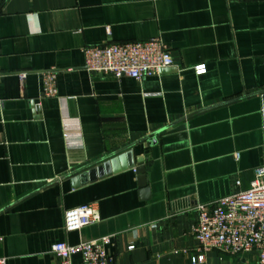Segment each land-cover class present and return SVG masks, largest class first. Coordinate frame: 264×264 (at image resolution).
Wrapping results in <instances>:
<instances>
[{
	"label": "crops",
	"instance_id": "1",
	"mask_svg": "<svg viewBox=\"0 0 264 264\" xmlns=\"http://www.w3.org/2000/svg\"><path fill=\"white\" fill-rule=\"evenodd\" d=\"M152 38L174 61L153 77L85 67L84 46ZM49 70L58 95L42 97ZM125 148L120 170L78 172ZM131 163L147 165V191ZM261 166L264 0H0V264H61L54 242L105 235L110 264H193L197 205L248 188ZM86 203L100 221L66 231L65 211Z\"/></svg>",
	"mask_w": 264,
	"mask_h": 264
},
{
	"label": "built area",
	"instance_id": "2",
	"mask_svg": "<svg viewBox=\"0 0 264 264\" xmlns=\"http://www.w3.org/2000/svg\"><path fill=\"white\" fill-rule=\"evenodd\" d=\"M107 31L110 33L109 27ZM83 54L88 71L117 78L129 76L141 80L153 77L174 64L170 49L160 38L87 45L83 47ZM195 70L204 73L206 68L201 64ZM27 75V71L19 72L22 80ZM40 75L41 96H57L56 71H44ZM241 184L238 179L236 185L239 187ZM195 211L198 218L193 232L200 253L192 258L193 264L203 263L205 253L210 250L238 257L255 253L257 264H264V166L255 170L248 188L239 189L212 203H200ZM99 221L97 205L86 203L65 211L64 228L68 232L78 231ZM111 243L112 235L78 244L57 241L51 245V252L61 264H110L112 257L108 246ZM128 248L133 249L134 245ZM75 256H80L79 263H75Z\"/></svg>",
	"mask_w": 264,
	"mask_h": 264
},
{
	"label": "water",
	"instance_id": "3",
	"mask_svg": "<svg viewBox=\"0 0 264 264\" xmlns=\"http://www.w3.org/2000/svg\"><path fill=\"white\" fill-rule=\"evenodd\" d=\"M128 148L121 149L120 151H117L109 156L107 161L100 163L96 167H93L89 170H85V168L79 169L78 172L82 171V177H85L87 175H92L94 179L98 177H103L105 175H108L112 172H116L120 170L121 167H119L118 163L120 160H124V158L128 155H132V152L126 151ZM129 152V153H127ZM144 159H139V162H142ZM129 167L135 169L136 173L138 174V180L140 186L144 188V190H148L147 186V176H146V170H147V165H140L138 167H135V163H131ZM84 170V171H83Z\"/></svg>",
	"mask_w": 264,
	"mask_h": 264
}]
</instances>
